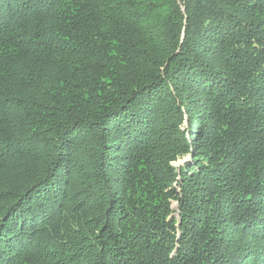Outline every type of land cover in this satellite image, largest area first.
<instances>
[{
  "label": "trees",
  "instance_id": "16d2710c",
  "mask_svg": "<svg viewBox=\"0 0 264 264\" xmlns=\"http://www.w3.org/2000/svg\"><path fill=\"white\" fill-rule=\"evenodd\" d=\"M70 213L81 264H264V0H0V264Z\"/></svg>",
  "mask_w": 264,
  "mask_h": 264
},
{
  "label": "rangeland",
  "instance_id": "374dc122",
  "mask_svg": "<svg viewBox=\"0 0 264 264\" xmlns=\"http://www.w3.org/2000/svg\"><path fill=\"white\" fill-rule=\"evenodd\" d=\"M182 131L185 133L186 135V138L188 139V143L190 144L191 143V133L192 131H194L192 126L189 127L188 126V122L187 120L185 122H183L181 124V127ZM43 147V146H42ZM25 148L26 149H29L30 148V145H25ZM185 154H182L180 156H176V158H174V160H172L171 162H169V166L171 168L174 169L175 173H176V179L175 181L173 182L172 184V188H174L176 190V193L177 194H180V189H181V186L183 184V182H185V172H182L181 171V168H182V165H183V162L184 160H188V162H191V156L189 157H185L184 156ZM40 159V158H39ZM41 163V162H40ZM39 163V164H40ZM38 164V165H39ZM35 168V166L33 167H29L28 169L30 170V172L33 171V169ZM138 182L139 184L143 187L144 185L141 183V181L138 179ZM64 193L66 194L67 191L65 190ZM170 205H171V210L174 212L173 213V217H168L167 218V221L174 219V218H178V216L180 215V211L178 209V201L176 200H171L170 201ZM64 209H67L65 206H64ZM72 221V214L70 213V215L68 216V220L66 221L67 222V225L66 226H61L60 228V225L58 224L60 222L59 219H57V217H53L52 221H51V226L49 227L48 230V236L46 239L44 238V240H46L48 243V246L51 247V252L54 253V254H59V252H64V257H66V259H64L66 261L65 264H77V263H82L83 260H84V256L83 254L85 253L84 249H79V250H82L83 253H81V256L79 259H77V254L75 253V249L72 248L71 250V243L70 241L68 240V231H69V222ZM179 226H180V223H177L175 224V227L177 230H175V239H176V243L178 242V240L180 239V236H181V231L179 230ZM98 232V230H97ZM86 235H90V233L86 232L85 233ZM41 236H43V234H40ZM43 240V239H42ZM177 245V244H176ZM31 248V247H30ZM43 248L46 249V244L43 246ZM61 256V255H60ZM175 256V253L174 251L169 255V257L173 258ZM62 258V256H61Z\"/></svg>",
  "mask_w": 264,
  "mask_h": 264
},
{
  "label": "water",
  "instance_id": "95a60500",
  "mask_svg": "<svg viewBox=\"0 0 264 264\" xmlns=\"http://www.w3.org/2000/svg\"><path fill=\"white\" fill-rule=\"evenodd\" d=\"M184 162H185V160H184Z\"/></svg>",
  "mask_w": 264,
  "mask_h": 264
}]
</instances>
